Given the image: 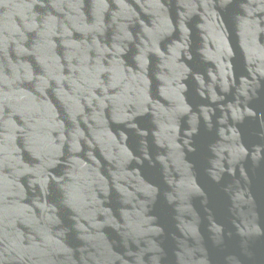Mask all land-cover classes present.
Listing matches in <instances>:
<instances>
[{
  "label": "water",
  "instance_id": "obj_1",
  "mask_svg": "<svg viewBox=\"0 0 264 264\" xmlns=\"http://www.w3.org/2000/svg\"><path fill=\"white\" fill-rule=\"evenodd\" d=\"M0 264H264V0H0Z\"/></svg>",
  "mask_w": 264,
  "mask_h": 264
}]
</instances>
